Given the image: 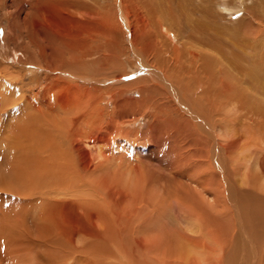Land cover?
I'll list each match as a JSON object with an SVG mask.
<instances>
[{"label": "bare ground", "instance_id": "bare-ground-1", "mask_svg": "<svg viewBox=\"0 0 264 264\" xmlns=\"http://www.w3.org/2000/svg\"><path fill=\"white\" fill-rule=\"evenodd\" d=\"M111 1L113 8L107 10L109 5L103 9L105 12H99V26L103 27L100 31L83 30L74 38L41 35L45 45H37L42 59L39 66L45 74L40 80H33L35 88L28 90V95L24 93L26 96L18 98L15 92L9 89V94L4 88L0 94L1 113L15 103L16 108L29 112L11 117H14L13 123L18 125L16 133L22 123L17 118L26 123L21 126V134L19 132L24 148L21 151H18L20 146L11 149H16V153L9 152L5 159L13 164L19 175L24 170L15 163L17 159L20 162L32 159L43 167L48 166L51 172L47 173L53 178L49 184L37 179L38 183H31L34 189H44L49 197L51 194L61 197L66 193L80 197L78 193L81 190L93 197H90V203L95 202L92 205L99 203L101 209L105 207V210L114 213L117 221L130 218L129 209L125 206L128 199H132L135 205L146 201L148 193L146 190L145 195L143 189L152 174V169L147 171V167L170 171L175 175H186L183 173L188 169L189 172L196 170L195 176L188 173L190 180L206 192L212 183L215 188L219 185L226 187L231 197L234 219L250 232L256 244L264 246V186L245 178L243 183L247 189L238 190V185L229 180L230 169L227 167L229 161L235 162L234 154L239 156L237 162L248 159V163L252 158L251 149H258L257 156V152L253 153L264 177V46L260 45V42L264 45V25L258 22L255 31L252 29L254 26L251 27L252 34L248 32L251 25L248 26L245 31L250 34L252 42L242 50L239 43L242 36L238 35L241 29H237L234 40L228 38L226 26L220 27V23L214 22L216 16L211 21L210 11H202L195 6L189 12L184 6L189 4L184 0H160L158 4L152 0ZM217 8L225 11L227 6L224 4ZM196 11H199L197 15L201 20L196 18ZM129 17L136 23L129 24ZM221 20H224L223 17ZM220 36H227L231 40ZM97 39L104 42L103 49L106 50L122 51V40L127 43L135 64L132 69L116 77L115 81L121 84L129 76L128 72L143 74L141 82L121 84L134 86V92L141 96L140 100L112 104V93L107 92L108 97H105L98 81L88 79L89 75L85 77L77 70H81V59L93 54L91 46ZM82 42L89 43L84 45ZM80 43L82 46H79ZM35 71L38 72V69ZM119 93L118 97L124 94L122 91ZM104 102L112 104L113 109L110 111L104 107ZM132 106L134 109L129 115ZM179 106L182 109H178ZM150 120L154 121L148 125ZM140 121L145 122L147 131L143 128L135 133L124 130ZM8 123L11 125V122ZM13 136L12 144L18 139L15 134ZM144 143L152 146H139ZM192 148L196 150L195 153L191 151ZM116 150L124 154L128 161L131 157L133 164L142 170L140 176L136 174L141 184L134 190L136 193L132 194L131 191L132 195L127 193L130 189L126 188L123 192L121 188L118 190L114 187L117 173L112 172L116 168L110 166L109 158ZM245 154L246 157L240 159ZM180 162H184L183 168ZM15 165L18 166L15 168ZM8 170L7 165L2 171L3 187L10 178ZM210 173L219 175V179L215 180H219L218 186L212 182ZM222 178L226 182L220 184ZM82 198L77 199L83 201ZM83 199L89 203L86 201L88 197ZM232 244L234 246L231 245L228 254L222 252L224 254L215 264H256L250 259L255 256V246L252 245L248 252L247 246L242 244L240 255L245 253L248 259L245 260L243 255L238 260L239 243L235 241Z\"/></svg>", "mask_w": 264, "mask_h": 264}, {"label": "rangeland", "instance_id": "rangeland-1", "mask_svg": "<svg viewBox=\"0 0 264 264\" xmlns=\"http://www.w3.org/2000/svg\"><path fill=\"white\" fill-rule=\"evenodd\" d=\"M152 1L158 4L160 0ZM184 1L189 4H184L189 12H192L191 9L195 6L202 11H210L212 14L211 21L213 16H216L214 22L220 23L218 24L220 27L221 25L226 26V34H230L227 35L228 38L231 37L234 40L238 34L237 29H241V33L238 35L242 36L241 42H239L242 50L249 47L252 42L250 39L251 27L254 26L252 29L255 31L258 22L260 25H264V0ZM210 3L216 4L213 7ZM224 4L227 6V9L224 8L225 11L217 8ZM106 6H109L107 10L113 8V1L0 0V94L5 90L4 88H7L6 91L9 94H11V90L13 93L15 92L16 96L18 95V98L22 95L26 96L30 90L35 88L33 80H40L44 76L45 72L39 66L42 59L37 46L39 44L42 47L45 45L41 39L43 34L74 38L83 30L100 31V28L103 29V27L99 26L100 18L98 15L99 12H105L103 9ZM197 14L199 11H196L195 15L201 20ZM219 15L224 20H221L222 17ZM128 23L135 24L136 22L129 17ZM248 26H250L249 29ZM247 29L250 34L245 31ZM227 36L225 38L220 36L219 38L223 37L230 41L231 39L229 40ZM79 40L81 41V39ZM122 42V51L117 49L115 52L114 49H112L113 51L106 50L105 47L103 49L105 44L100 39L93 41L92 46L90 45L93 54L89 58L81 59V70L77 69L85 77L89 75L88 79L98 81L99 89L104 91L105 97L112 93V104L114 102H127V100L131 103L141 99L140 94L134 92L136 91L134 86L122 85L141 82L143 74L140 75L138 71H135L136 73L128 72L129 76L124 79L122 85L115 81L121 73L129 71L135 64V58L127 47V43L124 40ZM82 43L87 45L89 42ZM260 45L264 46L262 42ZM79 46L82 44L80 43ZM112 57L115 59L113 60ZM34 68L38 69V72ZM12 82L13 84H11ZM120 91L124 94L118 97ZM0 103H2L1 97ZM112 104L103 103L104 107L110 111L113 109ZM15 106L16 103L2 113L0 112V264H215L224 254L222 252L228 254L231 245L234 246L232 242L235 243V241L239 243L237 244L238 260L243 255H245V260L248 257L245 253L240 255L241 245L244 244L247 246L248 252L253 246L256 247L255 256L250 259L256 264H263L264 246L256 244L250 232L247 229L244 230L241 223L236 218L234 219L231 197L228 196L227 188L220 187L219 180L218 182L215 181L219 179V175L214 173V176L218 175L214 178L213 171H211L212 174L210 173L214 180L212 182L219 186L215 188V184L212 183L211 191L207 188L208 192H206L203 188L196 186L190 180L191 177L189 178L190 174L188 173L195 176L196 170L189 172L188 169V171L184 170L183 174L186 175H175L170 171L163 172L156 170V168L147 167V171L152 169L148 184L143 189L144 193L147 190V199L140 205L138 203L135 205L132 199H128L129 202L127 201L125 206L131 210L130 212L128 210L130 218L121 221H117L114 213L105 210V207L101 209L102 206L99 203L92 205L95 203H90L93 197L87 196L81 190L78 193L80 197L68 193L62 195L63 197H55L53 194L49 197L44 189H34L32 184L38 183L37 179L49 184L53 178L51 174H48L51 172L47 168L48 166L43 167L32 159L21 162L17 159L15 163L24 170L19 175V172L13 168V164L5 159L9 152L14 151L16 153V149H11L20 146L18 151H21L24 148L19 132L21 134V126L26 123L17 118L22 123L18 129L19 132L16 133L15 128L17 129L18 125L13 123L14 117L12 119L11 117L14 114L20 116L25 111ZM130 109L129 115H132L133 106ZM178 109H182V107L179 106ZM25 113L28 114L29 112ZM8 121L11 122V125ZM153 121L150 120L147 124H152ZM144 123V121H140L136 125L124 128V130L127 129L130 130L129 133H135L143 128L147 131ZM13 134L19 140L17 139L12 144L10 142L14 138ZM141 145L142 148L152 146L150 143L139 146L141 147ZM191 151L195 153L196 150L194 151L192 148ZM253 151L254 153L257 152L256 156L259 152L258 149L252 148V153L250 152L252 158L250 157L248 163L246 162L248 159L245 162H237L239 161L237 154L233 155L235 162L229 161L227 163V167L230 169L229 180L238 185L236 186L238 190L247 189L246 184L243 183L245 178L256 181L257 185L261 187L264 186V177L261 175ZM106 155L110 156L109 153ZM121 155L124 154L116 150L109 158L110 166L116 168L112 172L117 173L116 178L114 177L116 182L114 187L118 190L121 188L123 192L126 188L130 189L128 194H131L132 190V194L136 193L134 190L141 184L136 174L140 176L142 170L133 164L131 157L129 158L130 162L125 156L121 160ZM245 157L246 154L240 159ZM184 162H180V165H183L181 168L185 166ZM7 165L10 178L6 186L3 187L1 176L3 168ZM18 165H15V168ZM42 170H45L44 174ZM5 173L7 174V172ZM254 175L256 176L254 177ZM220 181V184L226 182L224 178ZM221 191L225 192L222 193ZM81 197L85 199L88 197L86 201L89 203H85L83 198V201H79L78 199ZM136 207H138L137 210ZM235 224L239 225L241 231ZM238 230L243 234L241 233V235ZM259 237L262 239V236Z\"/></svg>", "mask_w": 264, "mask_h": 264}]
</instances>
